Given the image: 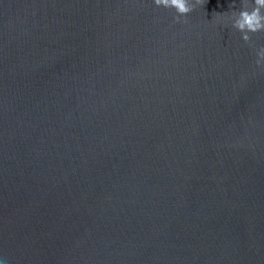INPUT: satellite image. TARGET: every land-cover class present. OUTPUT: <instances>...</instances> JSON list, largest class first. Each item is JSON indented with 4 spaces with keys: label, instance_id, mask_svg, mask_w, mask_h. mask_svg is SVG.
Masks as SVG:
<instances>
[{
    "label": "water",
    "instance_id": "1",
    "mask_svg": "<svg viewBox=\"0 0 264 264\" xmlns=\"http://www.w3.org/2000/svg\"><path fill=\"white\" fill-rule=\"evenodd\" d=\"M240 2L0 0L9 264H264V67L217 19Z\"/></svg>",
    "mask_w": 264,
    "mask_h": 264
},
{
    "label": "clouds",
    "instance_id": "2",
    "mask_svg": "<svg viewBox=\"0 0 264 264\" xmlns=\"http://www.w3.org/2000/svg\"><path fill=\"white\" fill-rule=\"evenodd\" d=\"M201 0H152L157 7L174 9V19L181 21L196 8ZM236 0H233L235 3ZM218 22L231 25L238 30L241 38L254 49L255 65L264 67V44L256 45L252 34L264 31V0H241L240 6L230 11L217 13ZM0 264H9L7 257L0 254Z\"/></svg>",
    "mask_w": 264,
    "mask_h": 264
}]
</instances>
